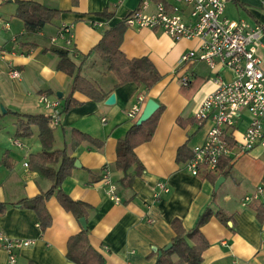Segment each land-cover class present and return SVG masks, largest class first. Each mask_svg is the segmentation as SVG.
<instances>
[{"label":"crops","instance_id":"1","mask_svg":"<svg viewBox=\"0 0 264 264\" xmlns=\"http://www.w3.org/2000/svg\"><path fill=\"white\" fill-rule=\"evenodd\" d=\"M34 1L60 13L32 34L16 16V0H0V48L6 50L5 55L0 54V203L6 204L0 226L11 237L33 239L31 245L19 251L20 264H78L68 258L67 242L82 224L61 205L56 192L46 201L52 224L45 231L39 227L37 213L20 204L47 191L52 184L29 164L30 156L43 150L38 125H31V135L18 136L16 128L20 119L17 113L52 115L54 107L40 101L43 93L51 101H58L60 110L71 93L69 75L56 67L59 57L54 46L69 49L86 78L109 95H116V101L107 104L106 100L94 101L74 92L83 104L62 115L54 126L52 146L65 149L80 165L74 166L63 188L73 199L90 205L86 219L90 241L103 255L104 264H155L158 251H163L175 236L172 220L179 217L187 230L192 229L210 204L214 190L217 200L211 207L214 212L221 209L232 215L235 226L231 227L232 222L223 224L216 215L208 220L202 230L210 246L204 251L202 264H264V222L258 219L252 203H242L246 194L264 182V148L256 146L239 153V148L234 147L226 157L230 159L231 173L224 176L218 189L204 178V173L192 174L187 160H183L194 145L206 139L212 126L210 121L197 120L195 113L215 89L211 79L214 71L204 62L180 61L184 52L199 47L200 39L175 41L161 29L127 26L121 44L123 52L129 58L147 56L162 77L150 89L131 81L115 87L117 76L92 48L106 30L139 9L142 0ZM158 1L169 7L179 4L175 0H149L146 11L155 10ZM104 10L112 16L100 14ZM225 16L264 26V0H226ZM64 25H72L71 46L63 39L54 40ZM259 52L264 61V34ZM12 69L20 71V77L10 76ZM217 71L226 80L233 77L227 68L218 67ZM184 75L191 78L188 86L181 84ZM149 98L163 110L152 138L135 148L145 171L135 176L131 185H124V173L116 166L117 144L137 122ZM136 103L140 109L130 118L127 112ZM180 118L184 123L178 121ZM190 119L194 120L186 122ZM248 122V114L243 113L235 131L237 138L241 139ZM73 128L103 144L83 141L73 145ZM184 145L187 150L180 160L178 153ZM136 167L132 165L129 172L134 174ZM106 168L118 185L119 202L110 197L102 181ZM159 182H166L169 191L161 190ZM173 258L178 257L174 254ZM6 263L7 253L0 248V264Z\"/></svg>","mask_w":264,"mask_h":264},{"label":"built area","instance_id":"2","mask_svg":"<svg viewBox=\"0 0 264 264\" xmlns=\"http://www.w3.org/2000/svg\"><path fill=\"white\" fill-rule=\"evenodd\" d=\"M175 1L179 4L170 7L166 2L158 1L155 10L147 12L149 0H142L141 7L130 13L126 23L132 27L161 29L175 41L200 39L199 47L184 52L180 61L182 64L204 62L214 71L211 79L215 89L195 113L197 120L210 121L212 126L206 139L192 147V156L186 166L194 175L217 173L221 160L231 155L234 147L239 148V153L256 146L264 148V61L259 52L264 26L226 17V0ZM57 38L71 46L74 38L72 25L60 27L54 40ZM0 54L5 55L6 50L0 48ZM218 67L227 68L233 77L226 80L218 73ZM10 76L20 77V71L12 69ZM190 79L189 75H184L180 79L182 86H188ZM40 101L47 107H54L52 123L58 125L61 119L59 102L51 101L45 93L40 96ZM139 109V103L134 104L127 112L128 117H135ZM243 113L248 114L249 122L239 139L235 131ZM102 181L110 197L119 202L118 185L107 168ZM158 186L169 191L166 182H159ZM255 201L264 206V182L246 194L242 203L248 205ZM32 243L30 238L11 237L0 226V248L7 253L6 264H20L19 251Z\"/></svg>","mask_w":264,"mask_h":264},{"label":"trees","instance_id":"3","mask_svg":"<svg viewBox=\"0 0 264 264\" xmlns=\"http://www.w3.org/2000/svg\"><path fill=\"white\" fill-rule=\"evenodd\" d=\"M16 4V16L23 20L26 31L32 34L40 31L45 24L51 22L60 13L58 9L34 0H16ZM100 14L106 17L112 16L106 10L100 12ZM129 15L127 14L120 23L106 30L102 39L93 46L92 50L108 64V69L117 76L118 82L115 87L131 81L139 85H145L147 89H150L162 77L154 63L147 56L129 58L121 49L124 32L128 26L126 19ZM53 51L59 57L56 67L67 73L71 79V93L61 106L60 117L72 108L83 104L82 101L74 96V92H79L94 101H103L108 98V92L83 75L81 65L72 59L69 49L54 46ZM162 110L163 108L159 107L147 121L140 125L137 122L134 123L125 137L118 141L116 166L124 173L121 178L122 184L131 185L135 176H139L145 171V167L138 158L135 148L152 138ZM17 114L20 119L17 121L16 135H31V125H38L43 150L31 155L29 164L32 169L38 171L41 176L49 178L52 182L51 187L47 191L41 192L31 199H25L20 204L33 209L37 213L38 224L42 231H45L52 224L46 201L55 192L59 202L67 211L71 212L79 221L83 217L87 219L90 205L84 201L73 199L63 188L64 181L71 175L75 166V159L69 156L65 149H53L55 125L52 123V115L43 113ZM192 120L194 119L186 122ZM178 121L184 123L181 118ZM71 140L73 145L83 141H89L97 146L103 144L101 140L76 128L71 131ZM184 150H187L185 145L180 148L178 159L182 160ZM191 156L192 152H189L183 157V160L186 161ZM134 164H137V167L136 172L132 174L129 169ZM231 169L230 159L224 157L219 164V171L217 173H204V178L215 184L220 176L229 175ZM216 200L217 191L214 190L210 204L203 209L194 227L190 230L184 227L181 218L176 217L172 220L171 226L175 231V236L171 241L172 247L168 250H163L162 255L158 256L155 264H202L204 251L210 246V242L202 230L208 220L213 215H216L223 224L229 225V222H232L231 227L234 228L235 226L232 215H228L221 209L214 212L211 203L216 202ZM251 206L257 212L258 219L264 222V206L257 201L253 202ZM5 210L6 204L0 203V214L4 213ZM174 254L177 255V259L173 258ZM67 256L78 264H104L103 255L91 244L90 230L87 224L81 225L80 231L69 237Z\"/></svg>","mask_w":264,"mask_h":264},{"label":"water","instance_id":"4","mask_svg":"<svg viewBox=\"0 0 264 264\" xmlns=\"http://www.w3.org/2000/svg\"><path fill=\"white\" fill-rule=\"evenodd\" d=\"M116 101V95L115 93H111L108 98L106 99V103L107 104H112ZM160 104L153 98H149L146 102V105L140 115V117L138 118L137 120V124L140 125L142 124L143 122L147 121L159 108ZM75 165H78V162L76 161L75 162ZM222 181H224V176H221L217 179L216 183H215V188L218 189L219 186L221 185ZM80 222L82 225H86V218H81L80 219ZM172 247V243H169L165 248L164 250H168L169 248ZM154 250H157V247H153ZM163 251L162 250H159L158 251V254L159 255H162Z\"/></svg>","mask_w":264,"mask_h":264},{"label":"rangeland","instance_id":"5","mask_svg":"<svg viewBox=\"0 0 264 264\" xmlns=\"http://www.w3.org/2000/svg\"><path fill=\"white\" fill-rule=\"evenodd\" d=\"M230 6V5H229Z\"/></svg>","mask_w":264,"mask_h":264}]
</instances>
